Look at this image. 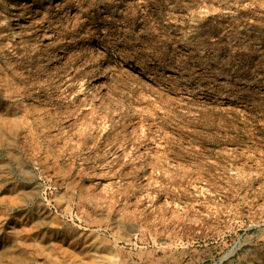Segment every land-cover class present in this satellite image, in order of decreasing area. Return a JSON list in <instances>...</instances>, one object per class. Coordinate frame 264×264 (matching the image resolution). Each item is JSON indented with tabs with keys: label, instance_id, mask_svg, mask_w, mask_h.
Instances as JSON below:
<instances>
[{
	"label": "rangeland",
	"instance_id": "rangeland-1",
	"mask_svg": "<svg viewBox=\"0 0 264 264\" xmlns=\"http://www.w3.org/2000/svg\"><path fill=\"white\" fill-rule=\"evenodd\" d=\"M0 264H264V0H0Z\"/></svg>",
	"mask_w": 264,
	"mask_h": 264
},
{
	"label": "bare ground",
	"instance_id": "bare-ground-1",
	"mask_svg": "<svg viewBox=\"0 0 264 264\" xmlns=\"http://www.w3.org/2000/svg\"><path fill=\"white\" fill-rule=\"evenodd\" d=\"M47 1V0H46ZM16 10V9H15ZM11 15V14H10ZM13 15V14H12ZM53 28V27H52ZM46 31V30H45ZM53 36V35H52ZM80 42V41H79ZM99 76V75H98ZM114 153V152H113Z\"/></svg>",
	"mask_w": 264,
	"mask_h": 264
}]
</instances>
